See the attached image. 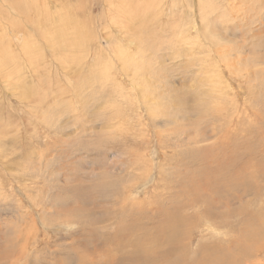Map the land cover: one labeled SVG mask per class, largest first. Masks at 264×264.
<instances>
[{
	"label": "rangeland",
	"instance_id": "1",
	"mask_svg": "<svg viewBox=\"0 0 264 264\" xmlns=\"http://www.w3.org/2000/svg\"><path fill=\"white\" fill-rule=\"evenodd\" d=\"M9 1L0 264H264V0Z\"/></svg>",
	"mask_w": 264,
	"mask_h": 264
},
{
	"label": "bare ground",
	"instance_id": "2",
	"mask_svg": "<svg viewBox=\"0 0 264 264\" xmlns=\"http://www.w3.org/2000/svg\"><path fill=\"white\" fill-rule=\"evenodd\" d=\"M11 1V0H10ZM9 1V2H10ZM22 1L23 0H12L10 3V5H11V8L12 9H16V8H19V10H21L22 12H21V15H23L24 14V16H25V8L22 6V5H24V4H21L22 3ZM32 1V0H31ZM35 1V0H34ZM120 2V1H119ZM121 3V2H120ZM123 3H121V5H122ZM9 5V6H10ZM121 7V6H120ZM120 11H121V9H119ZM201 21H202V23H205L206 22V17H205V14H202V16H201ZM205 26V25H204ZM212 28V27H211ZM41 30L42 29H39V31L38 32H41ZM205 30H207L208 32H212V29H209V27L208 28H205ZM19 34V33H18ZM52 34H53V31H52ZM15 35H17V33L15 34ZM53 35H56L59 39H61V35H62V32L60 33V32H57V33H55V34H53ZM15 37V36H14ZM17 37V36H16ZM15 37V38H16ZM21 37V36H20ZM18 38H19V36L16 38L17 40H18ZM23 38V37H22ZM19 39H21V38H19ZM12 40V39H11ZM19 41V40H18ZM27 45V44H26ZM25 44L24 45H22V49H24V53L27 51V50H25V49H27L28 47L26 46ZM130 45H131V43H130ZM119 50V49H118ZM126 51V50H125ZM27 52H29V51H27ZM119 53H120V51H119ZM229 55V54H228ZM261 56V55H260ZM231 67H232V65H231ZM230 68V67H229ZM135 69V68H134ZM229 82V81H228ZM134 89V88H133ZM80 92V91H79ZM238 94V93H237ZM89 98V97H88ZM138 98H140V97H138ZM139 100V99H138ZM149 105V104H148ZM150 107V106H149ZM150 111V110H149ZM158 155V154H157ZM166 159V158H165ZM170 165V164H169ZM228 167V166H227ZM239 172V171H238ZM232 173V172H231ZM235 173V172H234ZM204 175V174H203ZM234 175H236V173L234 174ZM231 177H232V175H231ZM238 177H239V175H238ZM254 180V179H253ZM245 183V182H244ZM146 184V183H145ZM242 184V183H241ZM241 184H240V189H242L241 187ZM244 185V184H243ZM239 186V185H238ZM250 187V186H249ZM216 188V187H215ZM238 188V187H237ZM214 191H215V189H213ZM217 190V189H216ZM246 190V189H245ZM240 191V190H239ZM216 192V191H215ZM241 192V191H240ZM125 196V195H124ZM228 196H230V195H228ZM190 197V196H189ZM230 197H232V196H230ZM234 197V196H233ZM190 199V198H189ZM188 200V199H187ZM188 204V203H187ZM185 204V205H182V204H180V206L182 207L181 209H180V211L181 210H184L185 208H187V207H189V206H192V204ZM201 205V204H200ZM223 207H224V209H225V205H223ZM175 209H176V207H175ZM219 210V209H218ZM174 213H173V215H171V217H172V220L171 219H169V222H171L172 223V225H170L168 222H166V224H165V226H166V229H165V232H164V235H163V237H162V240H160V241H163V243L165 244V245H170V247L169 248H167V249H165L166 247H164V248H162V250L161 249H159V247L160 246H158L157 247V249H156V251L157 252H161V256H159L158 254V256L159 257H156L155 255H153L152 253H147V254H145V257H144V260H142V258H141V260L138 258L137 259V261L135 262L134 260V263L135 264H227V262H226V258L227 257H229L230 255H231V253H228V252H225V251H221L220 253H217V251L218 250H214V254H213V256H209L208 257V259L210 260H208L207 258H201L199 261H196V260H194V259H189V256H187V254H185V253H181V254H179L178 256H174V253H175V251L177 250V248H176V244L178 243V241H175V239L177 240V237H179L178 236V232H180V229H178V226H179V224L180 223H182V220L181 219H183L184 220V217H181L182 215L180 214V212H179V210H174L173 211ZM195 212H197V211H195ZM223 212V211H222ZM178 215L181 217V219H179L178 218ZM217 215V214H216ZM222 215V214H221ZM190 218H192V214H189L188 215ZM220 216V215H219ZM219 216H217L218 218H219ZM199 217H201V218H203V217H208L209 219L211 218V219H215V218H217V217H215V214H213V212L210 210V209H207V211L204 213H202L201 215H199ZM207 218V219H208ZM217 218V219H218ZM206 219V220H207ZM259 219V218H258ZM188 220V218H186V221ZM203 220H204V218H203ZM259 221H261V222H259V223H257V225H256V228L255 229H253V232L251 231V232H249V234H248V236H247V240H250V241H253V239H252V237L250 236V235H256V237L257 238H259V239H261V241H264V221L262 220V217L259 219ZM203 223H205V222H203ZM207 223H208V220H207ZM175 225V226H174ZM260 232H261V234H260ZM158 239H160V238H158ZM179 239V238H178ZM141 240V239H140ZM149 240V239H148ZM180 240V239H179ZM258 240V239H257ZM130 241V240H129ZM154 241V240H153ZM157 241V240H156ZM141 242V241H140ZM140 242H139V245H140ZM175 242H177V243H175ZM253 242H255V241H253ZM150 243V242H149ZM156 243V242H155ZM159 243V242H158ZM157 243V244H158ZM161 243V242H160ZM137 244V243H136ZM143 243H141V245H142ZM157 244H153V246L154 245H157ZM164 244H161L162 246H164ZM133 245V244H132ZM135 245V244H134ZM133 245V246H134ZM171 245H173V246H171ZM150 246V245H149ZM136 247V246H135ZM148 247V246H147ZM171 247H172V250H173V252H172V250H171ZM120 248V247H119ZM138 248H141L140 246H138ZM161 250V251H160ZM119 251H121L120 249H119ZM138 254H139V252H138ZM230 254V255H229ZM238 254H239V256H245V254H246V251L243 249V248H241L239 251H238ZM141 256V255H140ZM139 257V256H138ZM136 258V257H135ZM127 259H129V257L127 258ZM111 261V260H110ZM121 263H124L123 261L121 262Z\"/></svg>",
	"mask_w": 264,
	"mask_h": 264
}]
</instances>
